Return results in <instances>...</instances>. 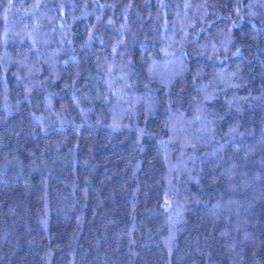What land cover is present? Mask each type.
I'll return each instance as SVG.
<instances>
[{
    "label": "trees",
    "instance_id": "16d2710c",
    "mask_svg": "<svg viewBox=\"0 0 264 264\" xmlns=\"http://www.w3.org/2000/svg\"><path fill=\"white\" fill-rule=\"evenodd\" d=\"M0 264H264V0H0Z\"/></svg>",
    "mask_w": 264,
    "mask_h": 264
},
{
    "label": "rangeland",
    "instance_id": "374dc122",
    "mask_svg": "<svg viewBox=\"0 0 264 264\" xmlns=\"http://www.w3.org/2000/svg\"><path fill=\"white\" fill-rule=\"evenodd\" d=\"M175 64L174 63H168V67H167V70H174V66Z\"/></svg>",
    "mask_w": 264,
    "mask_h": 264
}]
</instances>
